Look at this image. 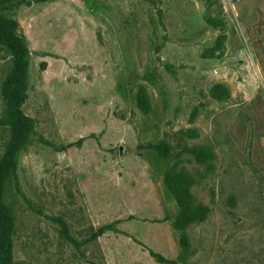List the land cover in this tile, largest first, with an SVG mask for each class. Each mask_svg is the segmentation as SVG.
I'll list each match as a JSON object with an SVG mask.
<instances>
[{"label": "rangeland", "instance_id": "1", "mask_svg": "<svg viewBox=\"0 0 264 264\" xmlns=\"http://www.w3.org/2000/svg\"><path fill=\"white\" fill-rule=\"evenodd\" d=\"M2 14L28 50V139L3 189L12 264H264V0ZM11 66L0 48V87ZM9 123L0 93V157Z\"/></svg>", "mask_w": 264, "mask_h": 264}, {"label": "trees", "instance_id": "2", "mask_svg": "<svg viewBox=\"0 0 264 264\" xmlns=\"http://www.w3.org/2000/svg\"><path fill=\"white\" fill-rule=\"evenodd\" d=\"M11 0H0V48H3L11 57L12 66L0 87L1 95L6 99L7 114L10 117L8 127L9 141L7 142L3 154L0 157V264H12L11 262V241L9 238L10 224L7 217V208L3 203L4 182L7 179L9 169L14 165L16 154L26 144L29 131V118L21 109L22 86L27 76V55L28 50L24 39L15 31V23L7 19L2 14L4 4ZM142 100L144 98L142 96ZM154 148L161 154H166L167 147L164 143L155 145ZM175 167L169 169V174L179 177ZM178 175V176H177ZM177 176V177H176ZM170 178V177H169ZM167 185L175 198L183 204L186 197L173 184L167 180ZM180 193V194H179ZM197 215L193 216V220ZM192 218V211L178 215L174 221L175 228L180 232V241L183 247L188 245L185 224ZM103 227H99L92 237H96L103 232ZM159 260L162 258L156 255Z\"/></svg>", "mask_w": 264, "mask_h": 264}]
</instances>
